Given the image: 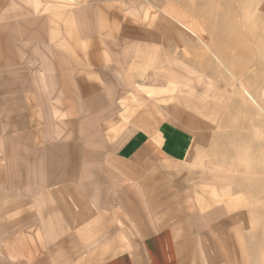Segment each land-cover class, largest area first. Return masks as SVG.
<instances>
[{"label": "crops", "instance_id": "1", "mask_svg": "<svg viewBox=\"0 0 264 264\" xmlns=\"http://www.w3.org/2000/svg\"><path fill=\"white\" fill-rule=\"evenodd\" d=\"M174 5L0 0V264L85 247L89 264H264V205L230 189L182 205L181 167L212 139L165 62Z\"/></svg>", "mask_w": 264, "mask_h": 264}, {"label": "rangeland", "instance_id": "2", "mask_svg": "<svg viewBox=\"0 0 264 264\" xmlns=\"http://www.w3.org/2000/svg\"><path fill=\"white\" fill-rule=\"evenodd\" d=\"M166 2L182 14L175 37L166 39V65H177L182 83L174 92L196 100L212 139L198 166L181 167L182 205L186 209L197 190L221 194L228 189L245 194L249 205H264V0ZM168 7L164 12L170 22L174 15ZM192 171L196 182L185 180ZM87 251L65 264H89Z\"/></svg>", "mask_w": 264, "mask_h": 264}, {"label": "bare ground", "instance_id": "3", "mask_svg": "<svg viewBox=\"0 0 264 264\" xmlns=\"http://www.w3.org/2000/svg\"><path fill=\"white\" fill-rule=\"evenodd\" d=\"M245 94L247 95V97H248L250 100H252V101L256 104V101L254 100L252 94H250V93L248 92L247 89H245Z\"/></svg>", "mask_w": 264, "mask_h": 264}]
</instances>
